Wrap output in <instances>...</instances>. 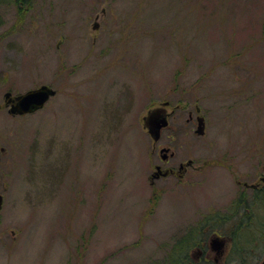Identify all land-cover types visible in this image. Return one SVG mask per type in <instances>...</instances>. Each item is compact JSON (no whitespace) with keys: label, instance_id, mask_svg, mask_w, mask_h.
<instances>
[{"label":"rangeland","instance_id":"374dc122","mask_svg":"<svg viewBox=\"0 0 264 264\" xmlns=\"http://www.w3.org/2000/svg\"><path fill=\"white\" fill-rule=\"evenodd\" d=\"M0 106V264L263 261L264 0H0Z\"/></svg>","mask_w":264,"mask_h":264},{"label":"water","instance_id":"95a60500","mask_svg":"<svg viewBox=\"0 0 264 264\" xmlns=\"http://www.w3.org/2000/svg\"><path fill=\"white\" fill-rule=\"evenodd\" d=\"M99 27L98 23H95L94 29ZM57 91L48 85H42L39 88L31 89L23 94L13 96L12 93L5 94L6 106H9V113L12 115H26L35 113L45 107V105L50 101V99L56 96ZM169 102H164L161 106L156 107L148 111L147 115L144 117V128L147 129L149 135L154 140L158 142L162 136V131L169 125V117L171 113L167 111V106ZM2 106H0V109ZM200 112V108H197ZM197 128L195 133L197 135L203 136L205 134V118L199 115L197 117ZM169 149H162L161 153L168 152ZM163 174L160 167H157V172L152 176V179L159 178ZM166 175V173L164 174ZM253 186V185H252ZM250 186V187H252ZM3 197L0 195V209L2 208ZM211 248L217 253V255H222L226 246L225 239L216 236L211 240ZM264 264V259L261 262Z\"/></svg>","mask_w":264,"mask_h":264},{"label":"flooded vegetation","instance_id":"af4514ba","mask_svg":"<svg viewBox=\"0 0 264 264\" xmlns=\"http://www.w3.org/2000/svg\"><path fill=\"white\" fill-rule=\"evenodd\" d=\"M164 148L169 149V151L167 153L166 152H164V153L160 152L159 154H160V159H161L163 165H167V164H169L171 159L173 157H175V152L171 151L170 147H166L164 145H159L160 151ZM192 164H193L192 161H189L186 165L181 164L179 167V170H176L175 168H172L171 166L167 167V168H163V166H161V165H157V166H160V169H161L163 174L166 173V176H161V177L172 176V177L182 178L191 170V168H193ZM262 181H264V179ZM255 188H256V185H255Z\"/></svg>","mask_w":264,"mask_h":264},{"label":"trees","instance_id":"16d2710c","mask_svg":"<svg viewBox=\"0 0 264 264\" xmlns=\"http://www.w3.org/2000/svg\"><path fill=\"white\" fill-rule=\"evenodd\" d=\"M22 6V5H21ZM243 251V250H242ZM245 253V252H244ZM241 253L239 254L240 256L237 258V260H246L248 254H244ZM192 260L190 258V256L188 255V253H186V249H183L180 254H178V256L176 257V259L174 258L171 264H192Z\"/></svg>","mask_w":264,"mask_h":264}]
</instances>
